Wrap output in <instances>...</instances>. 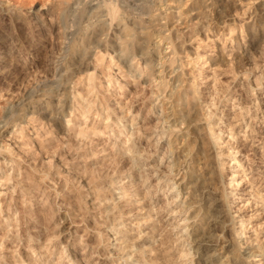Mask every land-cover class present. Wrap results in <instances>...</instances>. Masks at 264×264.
Listing matches in <instances>:
<instances>
[{"label": "rangeland", "instance_id": "374dc122", "mask_svg": "<svg viewBox=\"0 0 264 264\" xmlns=\"http://www.w3.org/2000/svg\"><path fill=\"white\" fill-rule=\"evenodd\" d=\"M76 1L85 0H0V57L5 58L4 67L0 66L4 68L0 72V121L11 105L17 106L16 115L27 109L51 138L33 148L32 154L18 157L19 161L10 152V156L0 154V264H55L60 255L72 264H264V0H182V6L179 0H152V11L159 5L168 8L163 34L173 49V64L180 70L172 78L174 84L164 79L165 89L156 77L147 76L152 70L145 68L135 46L129 52L135 57L134 69L114 56V44L123 35L113 25L112 33L108 29L109 33H101L104 37L99 35L101 40L88 39L94 18L82 20L69 12ZM174 13L180 16L179 25L177 16L170 18ZM121 24L129 27L125 19ZM70 26L76 33L67 41L62 31ZM145 32L152 37L157 33L151 27ZM99 41L103 46L98 50L113 57L117 71L106 60L99 62L96 89L87 94L90 87L85 86L77 64L84 61L78 62L80 55H90L85 47L92 48ZM65 42L74 43L75 50L64 58L61 86L45 87ZM148 46V61L155 64L160 55ZM137 66L147 76L145 80L131 79ZM41 83H45L42 89L38 88ZM172 88L170 103H160V94ZM70 91L81 95L82 106L89 107H72L65 100L56 105V99L63 101ZM119 105L126 113L117 111ZM160 111L180 120L189 118L192 126L186 137L169 134L158 121ZM53 114L58 122L52 120ZM14 118L7 122L9 129ZM131 120L133 132L125 127ZM64 121L75 126V133L66 139L61 138ZM85 129L97 135L84 133ZM211 140L215 148L210 147ZM5 144L0 140V145ZM108 149L111 160L94 158ZM119 149L135 156L116 155ZM44 150L53 157L48 163L42 159ZM214 152L220 156L214 158ZM183 156L185 162H181ZM127 173L137 187L127 191L138 194L137 199L142 196L143 202L125 200L113 207L111 183ZM84 181L94 187L90 195L108 204L89 210ZM172 187L175 192L170 193ZM194 201L195 208H185L186 202ZM41 206L40 211L34 209ZM195 215V224L175 228ZM227 216L237 223L234 229ZM216 218L226 223L225 228L207 231ZM193 227L207 232L206 245L195 256L179 260L186 250L195 252L189 248L191 237L181 234ZM114 236L126 243L113 244ZM47 239H52L49 249L38 250L37 243ZM125 244L131 246L126 254L121 249ZM240 251L246 253V263ZM251 253L253 257L246 258ZM126 256L130 262H123Z\"/></svg>", "mask_w": 264, "mask_h": 264}, {"label": "bare ground", "instance_id": "6f19581e", "mask_svg": "<svg viewBox=\"0 0 264 264\" xmlns=\"http://www.w3.org/2000/svg\"><path fill=\"white\" fill-rule=\"evenodd\" d=\"M82 1V0H80ZM152 0H85V1H82V4H80V2H72V4L69 6V8L67 9L69 12L71 11L73 14H76V16L78 15L79 18H94V22L92 23V26H90V32H88V39H94V41H98L99 39L101 40V36H103L104 34L101 35L102 32H104L105 30H108L110 29L111 31V26L113 25L114 26V31L116 30L118 33H122V39L117 41V43L115 42L114 46H115V52L113 51V53H115L114 56L118 57V59H121L122 60V63H123V66H128V68L130 67H134L135 66V63H134V56L131 55L129 52H130V49L134 48H138L141 53H140V56L141 58H143V60H145V68L148 69V70H152V74H149L147 73L146 75L147 76H150L149 78L152 79L151 77H156V81H158V85L160 88L162 89H165L166 88V84H165V81L164 79H171L172 78H175L176 75L178 73H180L178 67H175L174 64H173V56H174V52H173V49L171 48V45L167 42V38H166V35L163 34V32L166 30V26L165 24L167 23V17L170 16L169 14L166 15V13L168 12V8H160V5L158 7V9H155L152 11V7L154 8V6H152ZM170 1V0H169ZM172 1V0H171ZM175 1V0H173ZM181 1V6L183 4H185L182 0H179L178 2ZM188 3H194V0H187ZM227 2V1H226ZM199 3V2H198ZM176 4V3H175ZM180 4V3H179ZM1 5V4H0ZM2 6V5H1ZM3 7V6H2ZM180 7L177 6V8ZM177 8L175 10H177ZM5 10V9H4ZM134 10H137L138 12V15H137V11H134ZM68 11H66L68 13ZM135 12V13H132V12ZM193 11V10H192ZM197 11V10H196ZM145 13L146 15L142 16L143 14ZM62 15L65 14V13H61ZM134 14V15H133ZM172 16L170 17L171 19H175V17L177 16V20H175V22L177 23V21L179 22V14L178 13H174V14H171ZM167 16V17H166ZM64 17V16H63ZM66 17V16H65ZM225 17V16H224ZM65 19V18H64ZM127 20V22L129 23V27L127 28H124V27H121V22L122 20ZM169 19V18H168ZM179 19V20H178ZM83 20V19H82ZM86 20V19H85ZM70 21V20H69ZM90 21V20H89ZM80 22V21H79ZM72 23V22H71ZM180 23H177V25H179ZM91 25V24H90ZM146 27H151L155 32H157L155 34V37H152L151 35H146L147 33L145 32V34L143 33L145 28ZM76 31H78L76 29ZM109 31V30H108ZM63 34L64 35V38L65 40L67 41H71V37L75 35V30L74 28H72V26H70L69 28H64L63 29ZM107 32V31H105ZM132 32V33H131ZM100 33V34H99ZM109 33V32H107ZM106 33V34H107ZM112 33V31H111ZM133 34H135V36L137 37V41L135 42L134 41V37H133ZM99 35H101L99 37ZM76 37V36H75ZM104 37V36H103ZM97 38V39H96ZM104 39V38H103ZM100 42V43H99ZM98 43H96L94 46H92V48L90 47H85V50L87 51L89 49V56L88 57H84V54L83 55H80L79 60L78 62H82V60H84L82 63L80 64H77L78 65V69L80 68L81 70H83V74L81 76H84L85 77V86L86 87H90V90L86 89L85 91H87L88 93L87 94H91V93H94L93 92V89H96L95 87V84L94 81H95V72H97V70L99 69L98 68V63L99 62H102L103 60H106L107 61V64L109 67L113 68V71H117L116 69V65L114 64V62L112 61L113 57H109L108 54H107V51H101V50H98L101 46H103L102 42L99 41ZM13 44V43H12ZM74 44V43H73ZM72 44V42H65V46L61 49V51L59 52L58 55L55 56V61L53 63L54 65V70H53V74H52V79L51 80H48L45 85V83H41L40 86L38 88H41L43 87V84L45 85V87H48V86H53V85H56L55 87L57 88V84H58V87L61 86V82H62V78L63 76L65 75L62 70H63V65H64V58L66 55H69L70 54V51L73 49L72 46H74ZM89 44V43H88ZM106 44V43H105ZM148 44H150L151 48L152 49H157L158 50V54L160 55V57H158V55L156 56L157 58V62L155 64H152L150 63V61H148V57L149 55H147V51L146 48L148 46ZM108 46V45H107ZM75 47V46H74ZM94 47V48H93ZM109 47V46H108ZM149 47V46H148ZM104 48V47H103ZM149 49V48H148ZM75 50V49H73ZM91 50V51H90ZM113 50V49H111ZM132 51V50H131ZM132 53V52H131ZM149 54V53H148ZM154 54V53H153ZM97 56V57H96ZM67 57V56H66ZM95 57V58H94ZM115 57V58H116ZM4 59L2 56L0 57V66L1 67H4ZM117 59V60H118ZM6 63V62H5ZM154 63V62H153ZM10 65V64H9ZM132 67V68H133ZM140 68V67H139ZM138 66H137V69H135L134 73L131 76V79H133L134 81H138V80H145V76H142L141 73L138 72ZM152 68V69H151ZM4 69V68H3ZM2 69V70H3ZM7 69V68H6ZM79 69V70H80ZM134 69V68H133ZM132 69V70H133ZM2 70H0V72H2ZM128 70V69H127ZM7 71V70H6ZM127 73H130V71H128ZM66 74H67V71H66ZM118 74V73H117ZM120 75V74H119ZM80 76V78H81ZM261 76V75H260ZM148 79V78H147ZM168 80V81H169ZM170 80V81H171ZM146 83V82H145ZM175 83V82H174ZM173 83V80H172V84ZM60 84V85H59ZM170 84V83H169ZM171 84V85H172ZM38 85V84H37ZM42 85V86H41ZM84 85V84H83ZM93 85V86H92ZM92 86V88H91ZM175 86V85H173ZM37 87V86H36ZM55 87H52L55 88ZM64 87V86H62ZM37 88V89H38ZM178 88V87H177ZM34 89V88H33ZM42 89V88H41ZM161 89V90H162ZM36 90V89H35ZM46 90V88L44 89ZM158 90V89H157ZM160 90V91H161ZM167 90V89H166ZM177 90V89H176ZM39 91V90H38ZM42 91V90H41ZM47 91V90H46ZM64 91V90H63ZM62 91V92H63ZM66 91V90H65ZM68 91V90H67ZM95 91V90H94ZM163 91V90H162ZM161 91V92H162ZM172 91L174 92L173 88L169 91L168 90V93H164L163 91V94H160V96H162L160 98V103H166V102H169L170 103V98H172ZM37 92V91H36ZM45 92V91H44ZM61 92V91H60ZM176 92V91H175ZM43 93V92H42ZM159 93V92H158ZM86 95V94H85ZM26 96V95H25ZM11 97V95H10ZM59 98V97H58ZM4 99V98H3ZM6 100V99H5ZM15 100V99H14ZM68 103L70 104L71 106L74 105V104H77L79 105V107H89V106H82L84 104V102L82 100H84L81 95H79L77 92L75 91H70L67 93V96H65V98L63 99H56V105L58 104V102L61 103ZM29 101V100H28ZM157 101V100H156ZM18 102V101H17ZM17 102L15 104H17ZM73 103V104H72ZM156 103V102H155ZM176 103V102H175ZM161 104V105H162ZM59 105V104H58ZM63 105V104H61ZM155 105V104H154ZM14 107H17V106H14V105H11V109L5 111V119H1L2 121H0V140L1 141H5L7 142V144H5L4 146L3 145H0V154L1 153H5V154H8V152H10L11 154H13L14 156H17V160H18V157H22V156H27V155H30L32 154V151H33V148L36 149V147H42L43 144H45V142H49L51 140V138L49 137L50 135H48V133H44L42 132L41 130V124L37 122V118L36 116H34V114L32 113V111H28L27 109H24L22 110L23 112H20L19 114H14ZM57 107V106H56ZM73 107V106H72ZM71 108V107H70ZM170 108V107H169ZM86 109V108H84ZM117 111L119 113H126L122 110L123 107H121L119 105V107L116 108ZM21 110V109H20ZM90 110V109H89ZM71 111V110H70ZM128 112V111H127ZM161 113L158 115V121H160L159 123L163 124L164 126H166L167 128V132L169 134H173L172 136L175 137V135H178V136H183L185 134V132L187 131L188 127H190V125L192 124L191 121H188V119L186 120L185 118L183 119H176L172 114H168L167 113H163L162 111H160ZM72 113V112H71ZM15 115V118H16V121L15 123L13 124V129H9L7 127V122H9V120L14 117ZM126 115V114H125ZM120 116V115H119ZM125 117V116H124ZM123 117V118H124ZM14 118V119H15ZM17 118H19V120H17ZM122 118V119H123ZM62 119V118H61ZM64 119V118H63ZM4 120V121H3ZM51 120V119H50ZM52 120L55 122H58V116H56L55 114H53L52 116ZM51 120V121H52ZM60 120V119H59ZM68 120V119H67ZM105 120V119H104ZM186 120V121H184ZM19 121V122H17ZM63 122V120H62ZM124 122V120H123ZM60 123V122H59ZM121 123V122H120ZM196 123V122H194ZM10 124V123H9ZM47 124V123H46ZM55 124V123H54ZM60 125V124H59ZM62 125V124H61ZM229 125V124H228ZM192 126V125H191ZM74 125L70 123V121H64V124L62 126V133H61V138H69V137H72V135L75 133H73V129H74ZM127 129H129L131 132H133V129H132V120L129 121V125L125 126ZM207 127V126H206ZM205 128V127H204ZM202 129V128H201ZM207 129H210L209 127H207ZM205 129V130H207ZM82 130V129H81ZM136 130V129H135ZM200 130V128L198 129ZM230 130V134L229 136L231 135V132H232V129H229ZM78 131V130H77ZM85 132L84 133H90L92 131V129H85L84 130ZM105 131V130H104ZM199 132V131H198ZM197 132V133H198ZM210 132V130H209ZM209 132L207 131L206 133L209 134ZM23 133H25L26 135H23ZM80 133V132H79ZM97 133V132H96ZM96 133H93V131L90 133L92 135H97ZM101 133V132H99ZM78 134V133H77ZM131 134V133H130ZM199 134V133H198ZM75 136V135H74ZM73 136V137H74ZM84 136V135H83ZM87 136V135H86ZM85 136V137H86ZM128 136V135H127ZM177 136V138H178ZM132 137V136H131ZM183 137H186L185 135ZM211 137V136H210ZM76 138H78V136L76 135ZM75 138V139H76ZM130 139V137H129ZM202 139V138H201ZM201 139L200 142H201ZM229 139V137H228ZM232 139V137H231ZM86 140V139H85ZM184 141V140H183ZM212 143L210 144V147H214L215 148V140H211ZM89 143V142H88ZM122 143V142H121ZM213 145V146H211ZM215 145V146H214ZM83 146V145H82ZM10 147H11V150H10ZM211 148V149H212ZM14 151L11 152V151ZM109 150V149H108ZM215 150V149H214ZM105 150L101 151L100 154H98L97 157H94V158H97L98 161H104V162H107L109 160H111V150H109V152H104ZM114 151V150H112ZM41 152V151H40ZM199 152V151H198ZM9 153V154H10ZM39 153V151H38ZM43 161L44 162H49L51 160H53V157L51 155H48V153L46 152V150H44L43 152ZM116 155H119V154H123V155H127V156H135V153L134 152H129V150H121L119 149L118 152H115ZM202 153V152H201ZM215 153V152H214ZM8 154V156H10ZM40 154V153H39ZM138 154V153H137ZM35 155V154H34ZM97 155V154H96ZM141 155V154H140ZM223 155V154H222ZM93 156V155H92ZM95 156V155H94ZM188 156V155H187ZM218 156H220V153L217 154L215 153L214 154V158H218ZM106 157V158H105ZM16 158V157H15ZM93 158V157H92ZM93 158V159H94ZM128 158V157H127ZM21 159V158H19ZM183 159V161H182ZM185 159H186V156H183V158H181V162H185ZM15 160V159H14ZM19 161V160H18ZM108 164V163H107ZM221 164V163H220ZM65 165V164H63ZM170 165V164H169ZM218 165H219V162H218ZM61 166V165H60ZM106 166V165H105ZM175 166V165H174ZM179 166V165H178ZM59 167V166H58ZM57 167V168H58ZM64 167V166H61V168ZM130 167V166H129ZM132 167V166H131ZM65 168V167H64ZM95 168V167H94ZM63 169V168H62ZM65 170V169H64ZM12 171V170H11ZM138 172V171H137ZM17 173V172H16ZM75 173V172H74ZM66 175V173H64ZM128 174V173H127ZM134 174V173H133ZM5 176V175H4ZM16 176L18 177V175L16 174ZM139 176V174H138ZM6 178V177H5ZM8 178V177H7ZM13 178V177H12ZM11 178V180H12ZM19 178V177H18ZM84 178V177H83ZM184 179V178H183ZM182 179V180H183ZM6 180V179H5ZM95 180V179H94ZM134 177L131 176V175H124L123 178H121L120 180H116L114 183H111L112 184V188L110 190V195H111V201L114 202L111 203L113 204L112 206H116V204H118L119 202H122V201H125V200H133L134 204L136 203H139V204H142L143 202V197L141 196V198L137 199L136 196H138V194H131L130 192L131 191H127L129 189H132L134 187H136V183L134 182ZM24 182V181H23ZM181 182V181H180ZM193 182V181H191ZM2 183V182H1ZM184 183V182H183ZM194 183V182H193ZM197 182H195L194 184H196ZM202 183V182H201ZM237 183V182H236ZM110 184V183H109ZM138 184V183H137ZM180 184V183H179ZM17 185V184H16ZM20 185V184H19ZM23 185V184H22ZM92 184L89 183V181H84V186H86V189L89 190V195L92 191ZM193 185V184H192ZM199 185V183H198ZM198 185H197V188L198 189ZM15 186V185H14ZM18 186V185H17ZM138 186V185H137ZM186 186V185H185ZM196 186V185H195ZM203 186V185H202ZM201 186V188H202ZM25 187V186H24ZM16 188V187H15ZM22 188V187H21ZM20 188V189H21ZM27 188V187H26ZM25 188V189H26ZM30 188V187H29ZM129 188V189H128ZM137 188V187H136ZM178 188V187H177ZM99 189V188H98ZM189 189V188H187ZM195 189V188H194ZM204 188H202L203 190ZM23 190V192L25 191L24 188L21 189V191ZM28 190V189H27ZM94 190V189H93ZM11 191V190H10ZM13 191V189H12ZM11 191V192H12ZM20 191V190H19ZM201 191V190H200ZM6 192V191H5ZM96 192V191H95ZM172 192H175L173 191V187L172 189L170 190V193ZM178 192V191H177ZM25 193V192H24ZM27 193V192H26ZM10 194V193H9ZM96 194V193H94ZM180 194V193H179ZM178 194V195H179ZM186 194V192H185ZM5 195V194H4ZM92 195V194H91ZM90 195V198L88 197L86 200H87V205L89 207V210L93 211V210H96V208H99L100 206H102L103 204L107 203V202H103L104 200H99V198H97L96 196ZM140 195V194H139ZM0 196H1V192H0ZM3 196V195H2ZM144 196V194H143ZM193 197V196H192ZM199 198V197H198ZM85 199V198H84ZM200 199V198H199ZM2 200V199H1ZM56 201V200H55ZM193 201V200H192ZM39 202V201H38ZM185 202V201H184ZM199 202V201H198ZM108 204V203H107ZM197 203L196 201H194L193 203H188L186 202V207L185 208H188V209H191V208H195ZM198 207V206H197ZM32 208V207H31ZM43 208V206L41 207H34L35 210H39ZM230 207H228L229 209ZM50 209V208H49ZM88 209V208H87ZM150 209V208H149ZM112 210V209H111ZM151 210V209H150ZM231 210V209H230ZM40 211V210H39ZM8 213V212H7ZM40 213V212H39ZM177 214V213H176ZM198 214V213H197ZM35 215V214H34ZM37 215V214H36ZM217 216H221V215H217ZM231 216V215H230ZM229 216V219H228V216H227V219L231 221L232 223V228L234 229V225L237 224L234 222V219L233 217H230ZM36 217V216H35ZM223 218V216H222ZM191 221H182L180 224H177V226L175 228H178V225H182L184 226H187L188 223L190 224H195L196 223V215L194 217H191ZM17 220V219H16ZM221 221H223L222 219H220ZM219 219L216 218V220H214V222H211V225L208 226L207 228V231L208 229L210 230H217V229H223L225 228L224 223H221ZM213 221V220H212ZM229 221V222H230ZM42 223V222H41ZM240 224L239 225V228L241 229V227L244 229V226H243V223H238ZM136 225V224H135ZM1 227V226H0ZM15 227V226H14ZM2 228V227H1ZM12 228V227H11ZM190 228V227H189ZM242 229V230H243ZM11 230V229H9ZM153 230V229H152ZM241 230V231H242ZM111 231V230H110ZM152 232V231H151ZM154 232V231H153ZM152 232V233H153ZM196 233H198V235H196ZM206 233L207 232H204L202 229H194V227L191 229V231H187V230H184L183 232H181V234H184V235H187V238L188 237H191V241L188 242L189 244V248H194L195 252L194 253H190L188 250H186V252H184L182 255L178 256V259L179 260H185L187 259L186 257H188L189 255H196V253H199L203 250V247L206 245ZM7 234V233H6ZM111 234V233H110ZM140 234V233H139ZM138 234V235H139ZM145 234V233H144ZM157 234V233H156ZM115 235V234H114ZM137 235V234H136ZM143 235V234H142ZM140 235V236H142ZM7 236V235H6ZM58 236V235H57ZM139 236V239L141 238ZM159 236V235H158ZM134 237V236H133ZM138 236L134 237V238H137ZM212 237V236H211ZM3 238V237H2ZM115 240L113 241L115 244V241L116 243H120V241L122 243H126L124 241H122L121 239H116V237L114 236ZM208 238V237H207ZM6 239V238H5ZM8 239V238H7ZM55 239V238H54ZM82 239V238H81ZM112 239V238H111ZM52 239H47L43 242H40V243H37L38 246V250L40 251H44L45 250H48L49 247H50V242H51ZM118 241V242H117ZM14 242V241H13ZM103 242V241H102ZM112 243V242H111ZM120 243V244H122ZM126 246V244H125ZM128 246V245H127ZM124 247V245L121 247L123 253L126 249L130 248V247ZM118 247V246H117ZM154 247V246H153ZM114 249V248H112ZM120 250V248H119ZM132 250V248H131ZM141 250V249H140ZM144 250V248H143ZM148 250V249H147ZM112 251V250H111ZM121 251V250H120ZM129 251V250H127ZM133 251V250H132ZM131 251V252H132ZM142 251V250H141ZM146 251V249H145ZM26 252V251H25ZM126 252V251H125ZM241 252V251H240ZM111 253V252H110ZM113 253V252H112ZM118 253V252H117ZM130 253V252H129ZM135 253V252H133ZM121 255V253H119ZM126 254V253H124ZM131 254V253H130ZM129 254V255H130ZM136 254V253H135ZM246 253H243V251L241 252V260L242 261H245L244 259V255ZM115 255V254H114ZM128 255V254H127ZM248 255V256H247ZM246 258H250V257H253L252 253L251 254H247ZM61 256L60 255L57 259V261L55 262V264H72L71 262V259H68L67 261H65V259H61ZM240 256V255H239ZM260 257V256H259ZM123 258V257H121ZM1 259V258H0ZM25 259V258H24ZM27 259V258H26ZM129 256H126L125 259H123L124 261L123 262H128L129 261ZM190 259V261L192 260L191 258H188ZM28 260V259H27ZM131 260V259H130ZM130 262V261H129ZM244 263V262H243ZM246 263V261H245ZM131 264V263H130Z\"/></svg>", "mask_w": 264, "mask_h": 264}]
</instances>
